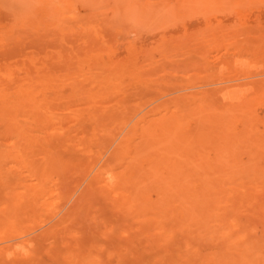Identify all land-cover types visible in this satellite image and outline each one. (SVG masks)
Segmentation results:
<instances>
[{"label": "bare ground", "instance_id": "bare-ground-1", "mask_svg": "<svg viewBox=\"0 0 264 264\" xmlns=\"http://www.w3.org/2000/svg\"><path fill=\"white\" fill-rule=\"evenodd\" d=\"M253 5L0 0V264H264V16L218 32Z\"/></svg>", "mask_w": 264, "mask_h": 264}, {"label": "rangeland", "instance_id": "rangeland-1", "mask_svg": "<svg viewBox=\"0 0 264 264\" xmlns=\"http://www.w3.org/2000/svg\"><path fill=\"white\" fill-rule=\"evenodd\" d=\"M249 9H248V11H250V12L249 13L247 12L248 14L246 13L244 16H240L238 18L236 17V16H238L236 14H233V13L226 14V17L224 18L225 20H223L224 25H222V29L220 31H218L219 34L222 35V36H230L231 33H233L235 30L240 28V26L238 28L234 26V24L236 22L240 21V23H241V21H242V23H243V21H244V23L245 22L247 23V21H248V23H249V21H251V20H256V19H259L262 16H264V7H262V5L261 6H256V5L254 6L253 5L252 7H249ZM247 17H249L250 19L248 20ZM239 18H240V20H239ZM254 18H256V19H254ZM242 23H241V25H243ZM246 23H245V25H246ZM215 25H217V24H213L212 26L215 27ZM236 25H238V24L236 23ZM190 30H192V29H190ZM209 55H210L211 61L213 63H215V65H216L215 68L213 70H210V71H208L209 69H206L205 65L203 64V60H202L203 56H209ZM209 55H208V51H206V53H205V51H203V50H201L200 53H197V54H194V55H190V57L189 56H184L183 57V54H178L176 56H170L169 58L165 59L162 55H154L155 59L153 57L152 58L154 59L153 62L155 64L152 67L149 64V68H146V69L147 70L151 69V70H153L154 73H159L160 69L163 66L170 67V66H172L173 64H175L177 62H179V64L180 63H189V65L191 64L192 66H196L197 67L195 70H192V73L196 75L197 80L198 81H203L207 85H212L213 83H221L222 81L229 79V78L226 79V77L231 76L230 73L225 74V75H220L219 74V73H222L221 70H220V67L221 66L224 67V65L221 63V60L224 59L225 62L228 61V60H232L233 61L234 59L237 58L238 54L234 56V52H233V50L231 48L228 49V50H226L224 48H219V49H210L209 50ZM140 60L142 62H144L145 58L141 57ZM227 63H229V62H227ZM232 64H234V63H231V62L229 63V65H232ZM146 69H145V71H146ZM204 69H205V71H204ZM257 70L258 71H260V70L262 71L263 68L262 69H257ZM252 71L254 72L255 69L251 70V72ZM255 72H257V71H255ZM247 73H250V72H247ZM147 74L148 75H146V76H153V74H151V73H147ZM214 74H217V76L215 75V77H210V76H212ZM218 74L220 76H223V77H221V79L220 78L218 79V77H219ZM207 76H209V78H206ZM152 78L154 79L156 77H152ZM213 80H215V81H213ZM155 82L158 84L156 79H154L153 84H156ZM153 86L156 87V85H153ZM128 90L129 89L126 90V93L127 92L129 93ZM152 90H155V89H152ZM120 96L122 98L123 94L120 95ZM260 109H262V108L258 109V115L263 118L264 109L263 110H260ZM238 128H242L241 123H238ZM80 152L82 153L83 151L80 150ZM105 159H106L105 153L100 151L98 155H95V157H93L92 162H93L94 165H100L101 163L104 162ZM83 178L84 177L82 175V180H83ZM60 209L58 211H57V209L55 211H53L52 212L53 215L51 214L49 217H51V216L55 217L54 215L56 213H57L56 215L58 216L59 215L58 213H60L62 211ZM53 217H51V219ZM45 218L42 217V221H41V218H39L40 221H38V223H37L39 225L41 224V227H43V228L47 227V225H46L47 222L45 220H48V221L50 220L52 222L51 219H47V218L45 219ZM37 224L35 225V227L32 230L33 233H36V234H37V232H39V230H41L40 229L41 227H39Z\"/></svg>", "mask_w": 264, "mask_h": 264}]
</instances>
